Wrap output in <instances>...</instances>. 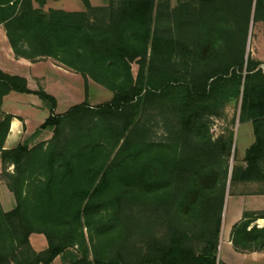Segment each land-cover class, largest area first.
Returning a JSON list of instances; mask_svg holds the SVG:
<instances>
[{"label": "trees", "instance_id": "trees-1", "mask_svg": "<svg viewBox=\"0 0 264 264\" xmlns=\"http://www.w3.org/2000/svg\"><path fill=\"white\" fill-rule=\"evenodd\" d=\"M46 1L0 0V24L16 58L55 59L82 76L85 97L57 113L54 95L0 69V179L15 201L0 204V264H224L227 180L264 191V63L246 52L264 0H80L78 11ZM88 79L111 98L91 105ZM10 91L38 95L48 115L6 149ZM229 102L231 122H250L254 135L231 168L234 130L214 137L210 127ZM258 218L264 210H245L233 224L237 251H264ZM130 236L134 253L118 247Z\"/></svg>", "mask_w": 264, "mask_h": 264}, {"label": "rangeland", "instance_id": "rangeland-1", "mask_svg": "<svg viewBox=\"0 0 264 264\" xmlns=\"http://www.w3.org/2000/svg\"><path fill=\"white\" fill-rule=\"evenodd\" d=\"M107 1L108 0H90V3L93 6H99V5H103L107 3ZM172 3H175V0H172ZM48 8H60V9L69 10V11L84 10V6L80 0H47L46 4L44 5V9L47 10ZM246 52L252 58L264 63V26L261 23H255L254 25L252 24L251 27L249 28L247 42H246ZM6 63H7V67L10 68L9 65H12V62L6 61L5 64ZM43 66L44 64L40 65L38 69L34 71V73L35 74L39 73L47 77L48 81H45L44 84H41V87L43 88L45 87L44 89L48 93H51L52 95L56 97L57 107L55 111L57 113H62L72 104L83 101L85 97L84 81H83L82 76L78 72H75L72 69L67 68L66 66L65 67L63 66L65 69L59 68L60 71H56V70L54 71V70L48 69L46 66L45 67ZM261 67L264 68V64H261ZM132 71H133V74H136L137 65L135 63L132 64ZM88 86H89V90H88L87 99L91 105H96V104L105 102L109 100L112 96V92L109 89L98 84L92 79H88ZM15 98L26 101L30 97H28V95L24 93H17V92L13 93L6 99L4 103V107L10 108L11 104L14 103ZM23 109L26 110V108H23ZM235 112L237 116L235 104L233 102H229L224 107V113L220 117L211 116V119H210L211 121L210 127H211V131L214 137L218 136L223 131H226L227 128H231L235 132V144H234L235 147L233 146L231 150V155L229 158L230 168L233 164L241 160V154L243 153L245 149V143H246L244 137L242 138V136H240L239 138V134L243 132L242 131V129L244 128L243 125L238 123L236 117L234 119V122H231L232 120L231 118L235 116ZM47 115H48V107L45 104H43L36 110L32 109V113H30V116H29L30 118H28V121L30 122L29 125L39 124L41 121L44 120V118ZM163 131H164L163 128L157 129L156 136H160L163 133ZM33 132L27 134L25 138H28ZM51 134L52 132L50 130H44L37 138L32 140V143L39 141V140L48 139L51 136ZM0 173H1V170H0ZM0 182L4 183V181H2L1 179H0ZM256 184L255 185L250 184V185H247L246 187H244L242 184H239L231 188V186L229 187V179L227 180V188H226V193H225V200L227 202L226 204H224V211H223V220L225 221V228L224 226L222 227V231L220 234L219 249H218L220 250L219 252L222 253L223 248L225 246V230H226V225L229 222L230 207L234 203L237 202V198L231 195L241 194L239 192L248 193L250 191L256 192V191L261 190L262 185H258V184L256 185ZM227 207H228V210L226 211ZM32 234H34L32 238L34 240V241L32 240L34 247L36 248L40 247V244L39 243L36 244L35 242L36 238H41L40 242H42L43 246L45 245L46 240L44 238V235L36 234V233H32ZM155 234L156 236H161L162 229L157 228L155 230ZM135 240H136L135 236H130L128 238V243H125L124 245L118 246V247H121L123 251L134 253L137 251V248L134 247ZM145 251L147 252V250ZM59 258H60V261L58 260V264H69L67 261L62 259L60 256ZM260 264H264V262Z\"/></svg>", "mask_w": 264, "mask_h": 264}, {"label": "crops", "instance_id": "crops-1", "mask_svg": "<svg viewBox=\"0 0 264 264\" xmlns=\"http://www.w3.org/2000/svg\"><path fill=\"white\" fill-rule=\"evenodd\" d=\"M6 61L12 62V65H9L10 68L7 67V63L5 64ZM43 64H44L43 67L46 66L48 69H51L54 71L55 70L60 71V69H65L64 65H62L61 63L59 65V62L57 63V61H55V59L51 57H44L42 58V60L34 61V62L30 61L29 59L23 58V57L16 58L14 56L12 48L10 47L7 41L5 30L3 26L0 24V69L1 70L9 74H17V75L25 77L27 80V86L32 90H36L38 88H43L41 87V84H44L45 81H48L47 77H45L44 75H41L39 73L38 74L34 73V71L38 69L40 65H43ZM13 93H16V91H10L6 95H4L2 104H1V111H3L4 113L13 114L14 116L10 121L9 130H8V133L5 138L4 145H3L4 148L6 149L15 147L19 142L23 141V139L25 138L27 134L33 132L44 121V120L41 121L37 125L35 124L29 125L30 122L28 121V118H30L29 116H30V113H32V109L36 110L37 108L45 104L39 98V96L34 93H24V94H27L28 97H30L28 100L24 101V100H19L18 98H15L14 103L11 104V107L5 108L4 103L6 99ZM17 93H22V92H17ZM23 108H26V110H24ZM241 124L243 125L244 130L242 129L243 132L239 134V138L240 136H242V138L244 137L246 141L245 149L243 153L241 154V159H242L245 150L254 141V135L252 132V126L250 122H245ZM0 170H1V162H0ZM9 170H12V166L9 167ZM255 184L256 183H252V185H255ZM231 196H235L237 198V202L234 203L230 207L229 222L227 223L226 230H225V246L223 248L222 253L219 252L220 250H218V254H217L218 260H220L224 264H260L264 262V251H251V252L237 251L233 247L232 242H231V229H232L233 224L241 219L243 211L245 210H254V211L264 210V191H258L254 193L232 194ZM226 202L227 201L225 200V204ZM0 204H1L3 211H9L15 205V201H14L12 193L7 189L5 183L3 182H0ZM227 210H228V207L226 208V211ZM255 223L258 226H264V218H258L255 221ZM223 226L225 228L224 220H223L222 227ZM221 231H222V228H221ZM33 235L34 234L30 235V242L33 248L36 251H40L44 249L46 247V243L43 246L42 242H40L41 238H36L35 240L36 244L37 243L40 244V247L39 248L34 247L32 243ZM58 260L60 261L59 256H57L49 264H58Z\"/></svg>", "mask_w": 264, "mask_h": 264}]
</instances>
